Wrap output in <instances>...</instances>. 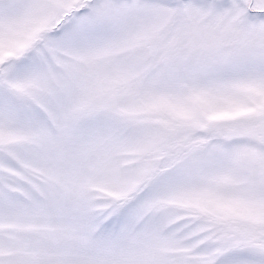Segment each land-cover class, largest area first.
<instances>
[{"label":"snow or ice","instance_id":"6c2138e0","mask_svg":"<svg viewBox=\"0 0 264 264\" xmlns=\"http://www.w3.org/2000/svg\"><path fill=\"white\" fill-rule=\"evenodd\" d=\"M0 264H264V0H0Z\"/></svg>","mask_w":264,"mask_h":264}]
</instances>
